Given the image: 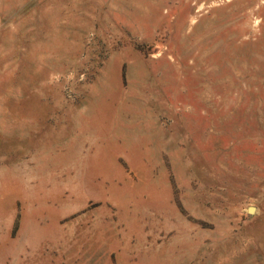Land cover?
<instances>
[{
	"label": "rangeland",
	"instance_id": "374dc122",
	"mask_svg": "<svg viewBox=\"0 0 264 264\" xmlns=\"http://www.w3.org/2000/svg\"><path fill=\"white\" fill-rule=\"evenodd\" d=\"M0 264H264V0H0Z\"/></svg>",
	"mask_w": 264,
	"mask_h": 264
},
{
	"label": "water",
	"instance_id": "95a60500",
	"mask_svg": "<svg viewBox=\"0 0 264 264\" xmlns=\"http://www.w3.org/2000/svg\"><path fill=\"white\" fill-rule=\"evenodd\" d=\"M249 212H252V209H249Z\"/></svg>",
	"mask_w": 264,
	"mask_h": 264
}]
</instances>
